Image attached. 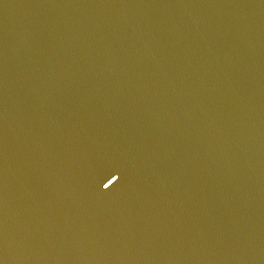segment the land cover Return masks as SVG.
I'll use <instances>...</instances> for the list:
<instances>
[{
  "label": "water",
  "instance_id": "obj_1",
  "mask_svg": "<svg viewBox=\"0 0 264 264\" xmlns=\"http://www.w3.org/2000/svg\"><path fill=\"white\" fill-rule=\"evenodd\" d=\"M0 264H264V0H0Z\"/></svg>",
  "mask_w": 264,
  "mask_h": 264
}]
</instances>
